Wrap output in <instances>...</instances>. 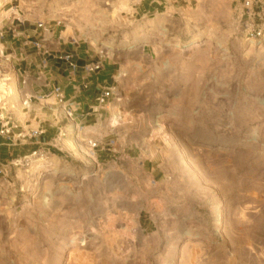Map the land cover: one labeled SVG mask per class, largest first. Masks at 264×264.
I'll list each match as a JSON object with an SVG mask.
<instances>
[{
	"label": "rangeland",
	"instance_id": "374dc122",
	"mask_svg": "<svg viewBox=\"0 0 264 264\" xmlns=\"http://www.w3.org/2000/svg\"><path fill=\"white\" fill-rule=\"evenodd\" d=\"M242 3L0 0V27L12 6L62 23L115 88L50 153L0 152V264H264V42Z\"/></svg>",
	"mask_w": 264,
	"mask_h": 264
},
{
	"label": "crops",
	"instance_id": "0c3cea01",
	"mask_svg": "<svg viewBox=\"0 0 264 264\" xmlns=\"http://www.w3.org/2000/svg\"><path fill=\"white\" fill-rule=\"evenodd\" d=\"M19 10L20 21L3 18L0 27L1 80L13 81L15 88V94L0 98V114L17 126L11 140L0 135V152L12 157L19 155L17 147L32 139L35 151L50 153L48 146L66 137L68 129L76 131L84 121L98 120L105 112H94L96 99L102 88L110 85L102 76L104 65L101 71L85 75L80 44L63 37L62 23L40 20L33 11ZM39 22L48 25L46 31L37 28ZM36 42H41L40 49L34 47ZM43 51L49 55L44 56ZM66 55L72 56L76 68L62 59ZM55 87L62 88L72 119L66 117V106L58 104Z\"/></svg>",
	"mask_w": 264,
	"mask_h": 264
},
{
	"label": "built area",
	"instance_id": "2783aa9c",
	"mask_svg": "<svg viewBox=\"0 0 264 264\" xmlns=\"http://www.w3.org/2000/svg\"><path fill=\"white\" fill-rule=\"evenodd\" d=\"M242 29L244 31V34L246 36V39L251 42H256L259 44H262L264 42V0H243L242 3ZM8 13L10 15L8 17H5L6 21L8 19L10 20H17L20 21L21 15L20 10L18 6H12ZM60 25V23H58ZM47 24L45 22H39L37 24L38 29L47 30ZM1 32V28H0ZM0 37H2V34L0 33ZM74 41V40H73ZM35 48L40 49L41 42H36L33 44ZM44 56H48V51H43ZM64 61L68 62L69 65L72 68H76L75 64L72 62V56L66 55L62 58ZM44 64H46V61H43ZM103 69V63L101 61L94 62L92 64L86 65L83 68V71L85 75L91 76ZM53 94L55 95L58 104L66 106V98L64 96V93L62 91L61 87H55L53 90ZM115 99V88L114 87H105L102 88L100 91L97 99H96V110L94 112H106L108 107L111 105V102ZM65 114L66 117L69 119H72V110L69 109L67 106L65 107ZM102 117V116H101ZM100 117V118H101ZM2 121H5L2 123ZM0 135L6 137L8 140H11L13 136V130L17 127L14 123H11V120L5 119L0 114ZM97 145L94 144L93 147H96ZM40 152V155H42L41 151H34L32 153V156L38 155Z\"/></svg>",
	"mask_w": 264,
	"mask_h": 264
}]
</instances>
